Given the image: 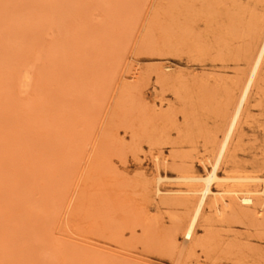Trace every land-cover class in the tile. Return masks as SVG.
<instances>
[{"label": "rangeland", "instance_id": "1", "mask_svg": "<svg viewBox=\"0 0 264 264\" xmlns=\"http://www.w3.org/2000/svg\"><path fill=\"white\" fill-rule=\"evenodd\" d=\"M262 19L264 0H0V264H264V217L205 208L184 243L190 202L150 182L155 152L203 173ZM258 80L224 168L264 176Z\"/></svg>", "mask_w": 264, "mask_h": 264}, {"label": "bare ground", "instance_id": "2", "mask_svg": "<svg viewBox=\"0 0 264 264\" xmlns=\"http://www.w3.org/2000/svg\"><path fill=\"white\" fill-rule=\"evenodd\" d=\"M251 30L254 45L248 51V68L237 82L234 81L238 89L237 95L222 108L220 137L215 141L210 153L199 156L197 159L203 167V173L190 166L184 168L180 174L169 177L165 170L159 168V164L165 163L166 159L158 152L152 154L155 164V169L150 177L153 194L159 199L175 198L190 202L181 228L184 243H191L194 240L196 229L204 218L205 208H208L209 213L219 221L227 211L232 209L239 212H242L244 208L250 209L254 216L264 217L263 174L230 172L224 168L233 143L237 139L240 124L246 116L250 94L259 81L264 64V19ZM167 70L169 67L166 65L160 67L156 74L157 81L167 82L172 78ZM164 165L166 167L167 164ZM164 181L177 182L178 185L175 188L161 190L160 184ZM189 248V251H194V245ZM195 264H201L199 259L195 260Z\"/></svg>", "mask_w": 264, "mask_h": 264}]
</instances>
